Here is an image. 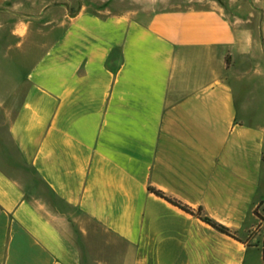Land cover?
Returning <instances> with one entry per match:
<instances>
[{
  "label": "crops",
  "instance_id": "obj_1",
  "mask_svg": "<svg viewBox=\"0 0 264 264\" xmlns=\"http://www.w3.org/2000/svg\"><path fill=\"white\" fill-rule=\"evenodd\" d=\"M120 1L55 3L16 26L33 58L0 80V118L18 102L13 153L0 154V264H83L76 240L95 228L125 243L121 264H264V108L251 91L264 12Z\"/></svg>",
  "mask_w": 264,
  "mask_h": 264
},
{
  "label": "rangeland",
  "instance_id": "obj_2",
  "mask_svg": "<svg viewBox=\"0 0 264 264\" xmlns=\"http://www.w3.org/2000/svg\"><path fill=\"white\" fill-rule=\"evenodd\" d=\"M110 3L114 6L117 3L125 1L120 0H0V80H5L7 84L18 77L24 75L30 66L33 56L29 55L25 57L22 49L16 47L18 37L16 34L20 31L16 26L27 19H37L39 15H42L44 11L52 4L55 3H70L72 8H77L81 3ZM171 7H185L192 4H186L187 0H173ZM202 0H194L193 4L197 7H206L207 5L202 3ZM252 7L257 9V12H264V0H251ZM55 14L51 13L41 19L39 24L43 26L44 30V44L45 48L55 37ZM15 31L17 33H15ZM263 53L259 58L261 64L264 63V41H261ZM10 49L7 57L6 51ZM28 49L30 48V42L28 41ZM15 56L18 59L17 68L11 65L12 57ZM251 91L259 92L262 99L259 101L262 108H264V75L259 80L258 85L252 86ZM18 102H11L10 113L6 117L0 118V137L1 144L0 154L9 155L13 153L10 148L9 138L7 136L8 121L11 118L13 111L15 110ZM4 147V148H3ZM6 147V148H5ZM6 153V154H5ZM1 156V155H0ZM258 215L259 212L256 210ZM92 224V223H91ZM88 240H85L81 235L77 237V244L79 245L82 255L83 264H121V256L125 251L126 245L122 240H115L105 232L103 229L95 228L91 230V235L88 236Z\"/></svg>",
  "mask_w": 264,
  "mask_h": 264
},
{
  "label": "trees",
  "instance_id": "obj_3",
  "mask_svg": "<svg viewBox=\"0 0 264 264\" xmlns=\"http://www.w3.org/2000/svg\"><path fill=\"white\" fill-rule=\"evenodd\" d=\"M149 189L151 191L155 192L157 195H159L161 197H164L167 200H169L170 202L174 203L175 205L181 207L185 211H187L189 213H192V214H196L197 216H199L201 219H203L207 223L211 224L216 229H218V230H220V231H222V232H224L226 234H229L231 236H235L234 233L229 228H227L226 226H224L222 224L217 223L216 221H214L210 217L204 215L203 212H202V208H199L198 210L195 211L193 208H191L190 206L182 203L181 201L166 195L162 190H159V189H157L155 187H152V186H150ZM255 212L257 213L256 210H255Z\"/></svg>",
  "mask_w": 264,
  "mask_h": 264
}]
</instances>
